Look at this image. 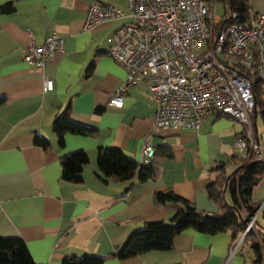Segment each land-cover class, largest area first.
Listing matches in <instances>:
<instances>
[{
	"label": "crops",
	"instance_id": "crops-1",
	"mask_svg": "<svg viewBox=\"0 0 264 264\" xmlns=\"http://www.w3.org/2000/svg\"><path fill=\"white\" fill-rule=\"evenodd\" d=\"M92 1L0 0V5L13 7L0 15V95L5 99L0 104V237L23 238L37 264H62L72 255L109 256L143 223L171 221L183 204H159L156 191L171 189L199 210L213 213L218 205L209 198L207 187L218 171L212 168L225 163L230 173L243 160L236 158L235 146L244 126L228 115L212 113L198 130H157L153 125L158 105L143 83L128 88L122 108L107 106L126 74L108 55L111 38L132 18L85 28ZM97 1L127 10V0ZM249 1L253 11L264 9V0ZM27 31L37 45L52 31L65 38L64 51L54 54L43 70L23 59L30 40ZM46 77L53 79L54 89L43 93ZM66 107L71 109V121L93 130L66 134L60 147L52 127ZM255 117L252 122L259 133L264 125L261 116ZM150 133L156 177L139 181L137 174L122 182L102 176L97 164L101 147H119L140 162ZM37 135L49 141L47 149L34 144ZM77 149L89 159L81 185L61 180V156ZM251 200L260 204L259 214L264 177ZM260 224L264 226L261 220ZM174 242V248L165 252H146L127 261L109 258L103 264L250 263L246 249L231 254V232L211 236L190 230L177 234Z\"/></svg>",
	"mask_w": 264,
	"mask_h": 264
},
{
	"label": "built area",
	"instance_id": "built-area-1",
	"mask_svg": "<svg viewBox=\"0 0 264 264\" xmlns=\"http://www.w3.org/2000/svg\"><path fill=\"white\" fill-rule=\"evenodd\" d=\"M218 0H127V10L92 1L85 14V28L128 16L111 38L109 57L126 70L124 82L110 96L107 106L122 108L127 90L140 83L158 107L154 127L198 130L212 113L225 114L244 126L236 151L247 161L264 160V130L252 122L256 90L264 92V9H248L241 25L223 29L213 12ZM23 49V59L43 70L57 52L64 51V37L53 31L37 45L33 35ZM43 93L54 89L53 79H43ZM150 133L144 139L141 162L155 155ZM230 245L238 253L243 236Z\"/></svg>",
	"mask_w": 264,
	"mask_h": 264
},
{
	"label": "trees",
	"instance_id": "trees-1",
	"mask_svg": "<svg viewBox=\"0 0 264 264\" xmlns=\"http://www.w3.org/2000/svg\"><path fill=\"white\" fill-rule=\"evenodd\" d=\"M210 3V0H202ZM224 3L223 17L216 29H223L234 23H244L249 18L248 9L251 7L249 0H220ZM13 10L11 3L0 5V15L9 13ZM94 63L92 64L93 67ZM254 95L255 107L252 111V120L256 119L255 114L261 116L264 125V92L256 90ZM5 99L0 95V104ZM101 110V108H97ZM96 110V111H97ZM71 109L65 108V111L55 117L53 123V132L57 134L58 146H63L66 134H90L93 128L82 125L81 123L71 121ZM221 117L220 115L218 116ZM256 126V123H254ZM257 127V126H256ZM34 144L48 148L49 141L42 136L37 135ZM156 152V151H155ZM98 169L104 178L110 180L122 181L134 179L138 174L139 181H145L156 177L158 172L153 170L152 160L146 162H137L131 156L126 155L119 147H101L98 152ZM239 155L237 153L236 158ZM61 180L71 183L83 184L84 167L89 163V159L83 149H77L61 156ZM227 164H216L213 170L218 171L217 178L212 184L208 185L209 198L216 202L218 208L213 212L199 210L198 206L184 200L181 196L172 192L171 189L156 191L154 200L163 203V201L180 202L183 208L177 210L171 221L152 220L145 222L139 228L133 229L131 234L121 245H118L114 253L109 256L99 257V255L83 254L81 256H65L62 264H103L109 258L128 259L140 257L146 252L161 251L165 252L174 248V238L177 234L190 230L198 233H205L214 236L217 233L231 232L234 241H238L245 231L247 224L257 214L260 204L251 200V194L254 187L262 181L264 177V160L258 161L249 157L247 161L241 160L235 171L228 173ZM133 183L129 187H133ZM229 192L230 200L225 196ZM261 218L253 219L251 228L243 236V245L239 253L243 250L250 254V263L264 264V206L258 212ZM0 264H37L30 254L29 248L26 247L21 237H0Z\"/></svg>",
	"mask_w": 264,
	"mask_h": 264
},
{
	"label": "rangeland",
	"instance_id": "rangeland-1",
	"mask_svg": "<svg viewBox=\"0 0 264 264\" xmlns=\"http://www.w3.org/2000/svg\"><path fill=\"white\" fill-rule=\"evenodd\" d=\"M223 8H224V3L221 2L220 0L216 1L215 7L213 8V12L216 15V17L220 16L223 17Z\"/></svg>",
	"mask_w": 264,
	"mask_h": 264
}]
</instances>
